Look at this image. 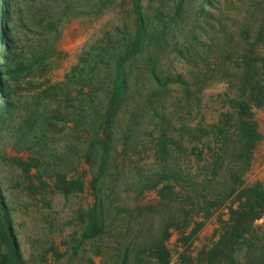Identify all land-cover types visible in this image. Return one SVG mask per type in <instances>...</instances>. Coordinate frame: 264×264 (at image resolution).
Segmentation results:
<instances>
[{"label": "trees", "instance_id": "1", "mask_svg": "<svg viewBox=\"0 0 264 264\" xmlns=\"http://www.w3.org/2000/svg\"><path fill=\"white\" fill-rule=\"evenodd\" d=\"M197 1L0 0V264H264V180L244 184L241 176L263 139L256 119L257 109L264 108L263 1L257 21L234 31L215 59L217 66L220 58L234 61L238 70L229 82L225 109L217 121L204 116L190 127L211 141L215 168L227 164V158L235 168L229 171L232 183L224 197L233 199L228 217L218 216L217 238L191 251L218 203L201 197L188 183L194 176L172 161L179 149L188 151L186 124L179 142L170 132L159 135L161 167L135 183L138 194L155 191L158 204L126 209L106 199V175L116 160L123 113L131 99L158 98L172 82L164 79L160 58L170 37L178 35L185 50L200 56L211 47L205 27L217 0ZM108 10L120 12L118 21L96 33L63 78L54 79V70L68 55L61 46L65 26ZM147 76L155 83L148 92L147 84L141 85ZM146 105L136 102L132 112ZM190 150L198 160L208 159L204 148ZM7 166L16 175L14 187L5 185ZM86 190L92 200L76 209L75 228L60 243L52 239L37 253H26L16 227L19 195L26 197V208L41 211L52 207L56 195L70 198ZM180 196L190 201L182 202L157 231L148 223L132 233L131 226L119 228L110 219L130 210L148 214L143 212L172 206ZM174 230L182 247L176 258L167 243ZM80 255L83 261L77 262Z\"/></svg>", "mask_w": 264, "mask_h": 264}, {"label": "rangeland", "instance_id": "2", "mask_svg": "<svg viewBox=\"0 0 264 264\" xmlns=\"http://www.w3.org/2000/svg\"><path fill=\"white\" fill-rule=\"evenodd\" d=\"M262 1L264 2V0H217L216 6L212 8L214 17L209 19L211 24H206L205 27V39L211 43V47L207 49V55L200 56L194 51L185 50L178 35L170 37L160 58L161 73L164 79H171L172 82L158 98L149 101L139 97L136 100L131 99V105L123 113V125L116 139L118 148L114 153L116 160L106 175V199L110 202H122L126 209H130L136 203L158 204L155 191L138 194L136 187L139 186L136 182L148 172L156 171L161 167L163 160L158 153L159 135L170 132L174 140L179 142L181 127L186 124L188 127L184 141L188 151L179 149L172 156V161L184 172L194 176L188 183L194 185L201 197L202 195L213 197L218 203L195 236L191 245L193 252L217 238L220 227L218 216L228 217L227 205L232 201L233 196L225 199L224 197L230 191L232 183L229 171L235 168L232 165L228 166L230 158H227V164L215 168L212 146L208 144L210 140L203 136V132H199L200 135L192 131L190 127H194L204 116L208 122L217 121L219 113L225 109L229 82L234 81L231 80L233 73L238 70L235 68L234 61L220 58L221 64L217 66L215 59L223 51V43L229 45L234 31H240L244 23L257 21L259 11L262 9ZM194 8L193 11H195ZM119 16L118 10H108L100 17L81 16L68 23L61 40V46L68 55L54 70V79H62L64 73L77 62L80 51L92 37L106 24L117 22ZM193 19L194 16L191 14L188 20L190 24L193 23ZM144 84H147V92L155 87V83L150 81L148 76L141 81V85ZM136 102L147 104L146 110L139 113L132 112L133 104ZM135 113L137 115L134 117ZM256 119L263 133V139L255 148L249 167L241 174L244 184L264 180V108L257 109ZM129 124L131 127H128ZM126 131L128 135L124 138ZM200 136L202 140H198ZM194 147L204 148L208 159L198 160L197 155L190 150ZM7 151L13 153L8 147ZM82 167L88 168L84 159H82ZM3 174L6 187H14L16 175L9 166L5 167ZM88 178H91V174ZM18 199L16 227L21 246L26 253L31 251L37 253L52 239L60 243L62 238L75 228V222L71 219L76 209L91 201L92 197L88 190L70 198L56 195L52 207L41 211L26 208L24 205L26 197L23 194L19 195ZM189 201L186 196H180L175 203L171 204L172 206H157L150 212H143L148 214L136 215L130 210L116 217L111 214L110 219H113L114 224L119 228L131 226L132 233H137L138 226L148 223H151L152 229L157 231L170 222L172 215L178 211V206L182 202ZM195 218L201 219V216L195 214ZM178 237L179 233L174 230L167 242L175 258L178 251L182 249ZM112 243L115 244V241ZM80 260L83 261L81 255L77 257V262Z\"/></svg>", "mask_w": 264, "mask_h": 264}, {"label": "water", "instance_id": "3", "mask_svg": "<svg viewBox=\"0 0 264 264\" xmlns=\"http://www.w3.org/2000/svg\"><path fill=\"white\" fill-rule=\"evenodd\" d=\"M261 221L263 220V219H260Z\"/></svg>", "mask_w": 264, "mask_h": 264}]
</instances>
